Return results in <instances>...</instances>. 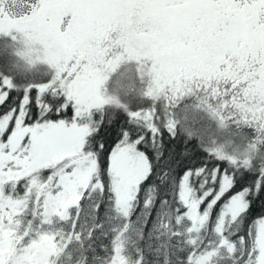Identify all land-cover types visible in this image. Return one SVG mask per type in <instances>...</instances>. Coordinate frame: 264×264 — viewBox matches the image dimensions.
Wrapping results in <instances>:
<instances>
[{
	"label": "snow or ice",
	"instance_id": "1",
	"mask_svg": "<svg viewBox=\"0 0 264 264\" xmlns=\"http://www.w3.org/2000/svg\"><path fill=\"white\" fill-rule=\"evenodd\" d=\"M0 264H264V0H0Z\"/></svg>",
	"mask_w": 264,
	"mask_h": 264
}]
</instances>
